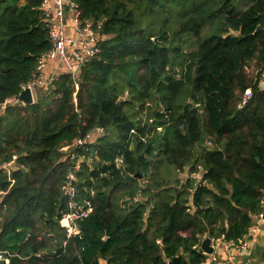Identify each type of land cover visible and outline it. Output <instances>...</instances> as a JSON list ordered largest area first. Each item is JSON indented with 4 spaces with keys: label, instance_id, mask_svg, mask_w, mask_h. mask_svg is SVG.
Returning <instances> with one entry per match:
<instances>
[{
    "label": "trees",
    "instance_id": "1",
    "mask_svg": "<svg viewBox=\"0 0 264 264\" xmlns=\"http://www.w3.org/2000/svg\"><path fill=\"white\" fill-rule=\"evenodd\" d=\"M75 1L99 51L24 104L50 23L0 0L3 264L210 263L206 234L239 243L264 212V0ZM71 170L93 210L63 245Z\"/></svg>",
    "mask_w": 264,
    "mask_h": 264
},
{
    "label": "built area",
    "instance_id": "2",
    "mask_svg": "<svg viewBox=\"0 0 264 264\" xmlns=\"http://www.w3.org/2000/svg\"><path fill=\"white\" fill-rule=\"evenodd\" d=\"M41 8L44 15L50 23V38L52 48L45 52L39 60L36 68L34 78L25 86H31L36 93L39 87H45L52 83L53 79L57 77L58 72L54 76L47 77L44 69L49 62H57L60 67L65 68L76 76L78 69L91 57L96 55L99 51L98 41L100 34L95 30L91 20L84 21L81 16L79 4L75 0H41ZM72 22V29L69 27L68 22ZM264 85V73L262 77ZM24 86V87H25ZM76 90L79 85L75 83ZM77 91L75 92L76 96ZM246 95H251V90L246 91ZM98 132H103L102 127L97 128ZM94 137V132H89L86 136L80 137L76 140L74 146L83 147L86 142L91 141ZM70 147L63 148L64 150H71ZM72 159H77V150L68 152ZM117 161L122 162L123 159L119 158ZM12 166V162L8 164ZM79 162L74 165V168H79ZM9 168V167H8ZM76 178V172L71 170L68 175V203L67 209L61 217V225L66 230L67 240L63 245H66L68 240L72 237L81 234L80 220L88 216L93 210L92 203L89 199H84L80 202L76 187L71 183ZM260 220H264V212L260 214ZM260 232H264V225L260 223L253 224L248 233L239 240L242 248H246L254 237ZM215 240V241H219ZM13 254L8 250H0V264L9 263ZM208 262L216 264H226L220 260L216 255H210Z\"/></svg>",
    "mask_w": 264,
    "mask_h": 264
},
{
    "label": "crops",
    "instance_id": "3",
    "mask_svg": "<svg viewBox=\"0 0 264 264\" xmlns=\"http://www.w3.org/2000/svg\"><path fill=\"white\" fill-rule=\"evenodd\" d=\"M24 1L22 0V2ZM68 23L72 29V22L70 21ZM61 68L57 62L51 61L44 69V73L47 77L54 76L55 72H58ZM257 221L261 225H264V220L258 219ZM213 244L216 246V249L212 255H216L220 260L226 262V264H264V232H260L249 241L246 248H242L240 243L223 239L219 241L213 240Z\"/></svg>",
    "mask_w": 264,
    "mask_h": 264
},
{
    "label": "water",
    "instance_id": "4",
    "mask_svg": "<svg viewBox=\"0 0 264 264\" xmlns=\"http://www.w3.org/2000/svg\"><path fill=\"white\" fill-rule=\"evenodd\" d=\"M35 102V93L31 86H25L17 100L16 103H24V104H31ZM153 128V119L150 121L149 127H148V133L150 134ZM216 246L213 244L212 238L206 234L204 238L201 241L200 244V251H202L205 254H214L215 253ZM170 264H178V257L174 258L170 261Z\"/></svg>",
    "mask_w": 264,
    "mask_h": 264
}]
</instances>
